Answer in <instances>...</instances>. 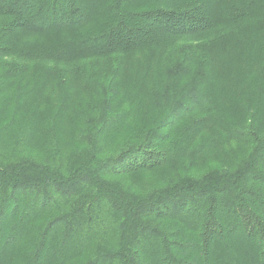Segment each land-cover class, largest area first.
<instances>
[{
  "label": "trees",
  "instance_id": "obj_1",
  "mask_svg": "<svg viewBox=\"0 0 264 264\" xmlns=\"http://www.w3.org/2000/svg\"><path fill=\"white\" fill-rule=\"evenodd\" d=\"M0 264H264V0H0Z\"/></svg>",
  "mask_w": 264,
  "mask_h": 264
},
{
  "label": "rangeland",
  "instance_id": "obj_2",
  "mask_svg": "<svg viewBox=\"0 0 264 264\" xmlns=\"http://www.w3.org/2000/svg\"><path fill=\"white\" fill-rule=\"evenodd\" d=\"M260 24V22H259ZM262 41H258L257 42V46L256 49L259 50L262 45L261 44ZM228 73V72H226ZM238 78L241 77V73H237L236 75ZM229 78V80H234L236 79V77L234 76H227ZM128 78H125L124 80H122L121 82L123 84H127V82L129 81ZM149 84V83H148ZM50 89H54L58 94H60L59 92H64V93H69L71 94L68 99L69 101V110L71 113H73L75 116L77 115V113L81 110L79 108L83 107V104L85 103V101L89 100L90 95L88 96L89 90H88V86L85 85L84 82H81L80 80H73L70 81L69 83H66L65 85L62 84H57L56 81L53 83L49 82L48 83ZM48 90V89H47ZM229 94V93H228ZM136 113H135V117L131 114L129 115V118L124 122V124L120 125L118 128L114 129L112 132L114 133L113 135L115 136L116 132L117 133H123L125 135L128 134H134L135 132L138 131V129L140 128V124L143 122V120L145 119L144 117L146 116V112H147V107H148V101H146V105L145 108H142L141 105H136ZM214 156H218L215 155ZM157 172H151L152 174H150V177H146L145 180L146 182H148L150 185L152 184H156L158 183L159 180L163 179L168 173L167 171L164 172H160L159 174L158 171L160 170H156ZM157 174V175H156Z\"/></svg>",
  "mask_w": 264,
  "mask_h": 264
}]
</instances>
